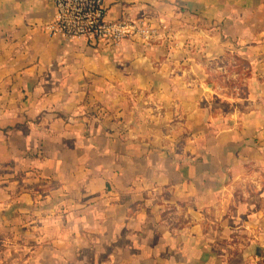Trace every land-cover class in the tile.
Returning <instances> with one entry per match:
<instances>
[{
	"label": "crops",
	"instance_id": "crops-1",
	"mask_svg": "<svg viewBox=\"0 0 264 264\" xmlns=\"http://www.w3.org/2000/svg\"><path fill=\"white\" fill-rule=\"evenodd\" d=\"M106 8L160 37H52L50 0H0V264H264V0Z\"/></svg>",
	"mask_w": 264,
	"mask_h": 264
},
{
	"label": "built area",
	"instance_id": "built-area-1",
	"mask_svg": "<svg viewBox=\"0 0 264 264\" xmlns=\"http://www.w3.org/2000/svg\"><path fill=\"white\" fill-rule=\"evenodd\" d=\"M56 9L54 20L45 29L52 37H62L67 40L85 39L97 45L117 46L125 40L141 38L151 42L160 36L157 28L146 20L136 22L122 20L120 22L106 21V2L108 0H50ZM235 62L232 65L235 66ZM220 71H223L220 69ZM225 76L227 71L222 72ZM222 75V77H223ZM227 77V79H226ZM225 76L230 86L225 87L234 98L241 99L244 89L241 82L234 77Z\"/></svg>",
	"mask_w": 264,
	"mask_h": 264
},
{
	"label": "rangeland",
	"instance_id": "rangeland-1",
	"mask_svg": "<svg viewBox=\"0 0 264 264\" xmlns=\"http://www.w3.org/2000/svg\"><path fill=\"white\" fill-rule=\"evenodd\" d=\"M221 72H223V71H221ZM222 75H223V73H221V75H220V80H221L220 83H222V85L226 86V85H229L228 82H227V80H226L227 77L225 79V76L226 75H228V77L230 79L235 80L236 78H234V77H239L240 74L237 71H234V69H233V71L232 70H228L225 76L223 75V77H222Z\"/></svg>",
	"mask_w": 264,
	"mask_h": 264
},
{
	"label": "trees",
	"instance_id": "trees-1",
	"mask_svg": "<svg viewBox=\"0 0 264 264\" xmlns=\"http://www.w3.org/2000/svg\"><path fill=\"white\" fill-rule=\"evenodd\" d=\"M245 64H246V63H245L243 60H241V59H237V67H236V69L234 68V70L240 73V72L243 70V66H244ZM248 75H249L248 72H244V73L242 74V77H243V76H248Z\"/></svg>",
	"mask_w": 264,
	"mask_h": 264
}]
</instances>
